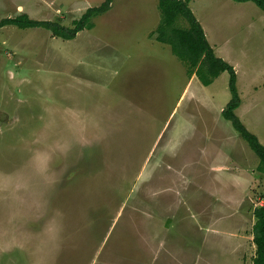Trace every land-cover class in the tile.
Instances as JSON below:
<instances>
[{"label": "rangeland", "instance_id": "obj_1", "mask_svg": "<svg viewBox=\"0 0 264 264\" xmlns=\"http://www.w3.org/2000/svg\"><path fill=\"white\" fill-rule=\"evenodd\" d=\"M104 1L0 0V22L72 28ZM190 8L234 67L236 114L264 145V11ZM161 21L159 0H114L70 41L0 28V264L254 260L264 175L223 116L230 74L204 86L156 40Z\"/></svg>", "mask_w": 264, "mask_h": 264}, {"label": "trees", "instance_id": "obj_2", "mask_svg": "<svg viewBox=\"0 0 264 264\" xmlns=\"http://www.w3.org/2000/svg\"><path fill=\"white\" fill-rule=\"evenodd\" d=\"M114 0H105L101 6L89 8L80 20L74 22L72 28L57 22L33 20L28 15L4 19L0 28L15 26L20 29H46L65 41L75 39L80 32L92 30L94 19L110 11ZM237 3H255L264 11V0H233ZM191 0H159L162 21L157 29L156 40L171 46L173 53L189 66L191 76L197 75L204 86L211 85L222 73L229 72V89L231 100L223 110L224 118L229 121L250 148L260 158L258 171L264 175V145L259 138L251 133L237 116L236 111L241 106V97L237 87V74L230 64L216 56L210 45L203 26L190 8ZM186 21L188 27L180 26ZM254 244L256 255L254 264H264V203L255 210Z\"/></svg>", "mask_w": 264, "mask_h": 264}, {"label": "crops", "instance_id": "obj_3", "mask_svg": "<svg viewBox=\"0 0 264 264\" xmlns=\"http://www.w3.org/2000/svg\"><path fill=\"white\" fill-rule=\"evenodd\" d=\"M238 241H236L235 243H237ZM236 245V244H235ZM255 246V245H254ZM236 247H238V252L239 253H241L242 251H241V248H240V244H239V246L238 245H236ZM238 263L239 264H254V262H253V260L251 259V260H249V262H245V261H243L242 259H241V257L239 256V258H238Z\"/></svg>", "mask_w": 264, "mask_h": 264}]
</instances>
